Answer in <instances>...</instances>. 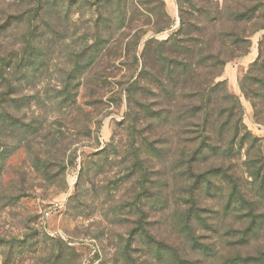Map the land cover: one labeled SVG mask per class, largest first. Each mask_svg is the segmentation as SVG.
Returning a JSON list of instances; mask_svg holds the SVG:
<instances>
[{
    "label": "rangeland",
    "instance_id": "1",
    "mask_svg": "<svg viewBox=\"0 0 264 264\" xmlns=\"http://www.w3.org/2000/svg\"><path fill=\"white\" fill-rule=\"evenodd\" d=\"M32 5L0 0V264H163L149 239L172 240L171 157L202 107L264 160V0H43L25 41Z\"/></svg>",
    "mask_w": 264,
    "mask_h": 264
},
{
    "label": "trees",
    "instance_id": "2",
    "mask_svg": "<svg viewBox=\"0 0 264 264\" xmlns=\"http://www.w3.org/2000/svg\"><path fill=\"white\" fill-rule=\"evenodd\" d=\"M42 2L33 0L26 12L30 29L23 34L25 41L28 34L35 35ZM5 90L9 91V85ZM206 109L203 106L200 110L204 119L200 124L186 127L183 134L187 137L171 157V181L180 186V198L171 196L173 210L168 224L172 240L167 244L154 238L149 240L163 264H264V242L248 250L250 241L264 231V212H259L256 205L264 200V160L258 149L252 159L248 158L257 139L242 132L238 122L221 121L222 113L217 114V120H208L210 114ZM242 148L246 150L245 173L251 183L234 164ZM201 197H218L221 205L209 215L200 205ZM227 219L228 223H224ZM202 233L212 235L203 237ZM221 240L226 242L224 253L216 247Z\"/></svg>",
    "mask_w": 264,
    "mask_h": 264
},
{
    "label": "built area",
    "instance_id": "3",
    "mask_svg": "<svg viewBox=\"0 0 264 264\" xmlns=\"http://www.w3.org/2000/svg\"><path fill=\"white\" fill-rule=\"evenodd\" d=\"M53 207H54V208H57V204H54ZM48 215H49V213L46 212V213H45V216H48Z\"/></svg>",
    "mask_w": 264,
    "mask_h": 264
}]
</instances>
